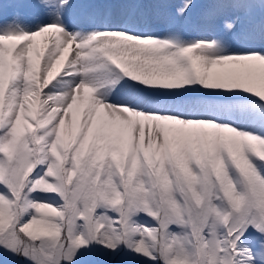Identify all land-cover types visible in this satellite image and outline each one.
Wrapping results in <instances>:
<instances>
[{
    "label": "snow or ice",
    "instance_id": "1",
    "mask_svg": "<svg viewBox=\"0 0 264 264\" xmlns=\"http://www.w3.org/2000/svg\"><path fill=\"white\" fill-rule=\"evenodd\" d=\"M264 264V0H0L2 264Z\"/></svg>",
    "mask_w": 264,
    "mask_h": 264
},
{
    "label": "rangeland",
    "instance_id": "2",
    "mask_svg": "<svg viewBox=\"0 0 264 264\" xmlns=\"http://www.w3.org/2000/svg\"><path fill=\"white\" fill-rule=\"evenodd\" d=\"M91 258H92V256H87V257H85V258H84V260H85V264H92L93 261H91ZM94 258L97 259L98 262H100V261L102 260V258L99 257V256H94Z\"/></svg>",
    "mask_w": 264,
    "mask_h": 264
},
{
    "label": "trees",
    "instance_id": "3",
    "mask_svg": "<svg viewBox=\"0 0 264 264\" xmlns=\"http://www.w3.org/2000/svg\"><path fill=\"white\" fill-rule=\"evenodd\" d=\"M91 261H93L92 264H99L98 260L94 258V256H92ZM0 264H2V262H0Z\"/></svg>",
    "mask_w": 264,
    "mask_h": 264
}]
</instances>
